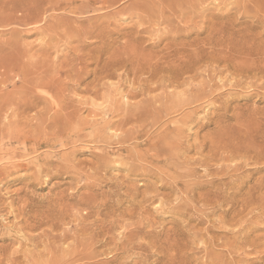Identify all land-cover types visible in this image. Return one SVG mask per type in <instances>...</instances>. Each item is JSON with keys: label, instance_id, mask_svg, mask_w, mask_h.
<instances>
[{"label": "rangeland", "instance_id": "rangeland-1", "mask_svg": "<svg viewBox=\"0 0 264 264\" xmlns=\"http://www.w3.org/2000/svg\"><path fill=\"white\" fill-rule=\"evenodd\" d=\"M163 1L37 0L35 25L0 5V264H264V56L246 51L264 47V0ZM197 39L234 65L205 50L162 81L157 58Z\"/></svg>", "mask_w": 264, "mask_h": 264}, {"label": "bare ground", "instance_id": "bare-ground-1", "mask_svg": "<svg viewBox=\"0 0 264 264\" xmlns=\"http://www.w3.org/2000/svg\"><path fill=\"white\" fill-rule=\"evenodd\" d=\"M102 1H104V2H106V3L108 2V4L111 3V4H110L111 6H112V4H114V3L116 2V0H102ZM120 1H121V0H120ZM134 1H135V0H134ZM136 1H137V0H136ZM145 1H146V0H145ZM164 1H165V0H164ZM164 1H163V2H164ZM167 1L170 2L169 0H167ZM167 1L165 2L166 4H167ZM179 1H180V0H179ZM190 1H192V0H190ZM0 2H1L0 5H2L1 7H3V6H4V7H7L8 5L11 4V5H12V9H11V10H12L13 12H15V13H20V14H21V17H22V14H23L24 18H20V19H19V20H20V23H21V21H22V22L27 23V24L35 25V24H37V23L42 22V18H43V17L41 18V16H40V13H41L40 11H41V10H40L39 7L37 6V5H38L37 0H11V1L2 0V1H0ZM39 2H40V1H39ZM52 2H53V1H52ZM128 2H129V1H128ZM130 2H131V1H130ZM132 2H133V1H132ZM148 2H149V1H148ZM151 2H153V1H151ZM163 2H162V3H163ZM40 3L42 4V2H40ZM40 3H39V5H40ZM48 3L50 4L51 2H48ZM55 3H56V2H55ZM134 3H135V2H134ZM139 3H140V2H139ZM144 3H145V2H144ZM177 3H178V0H177ZM43 4H44V3H43ZM51 4H52V3H51ZM108 4H107V5H108ZM115 4H116V3H115ZM122 4H123V3H122ZM128 4H129V3H128ZM130 4H131V3H130ZM140 4H141V3H140ZM158 4H159V2H158ZM169 4H170V3H169ZM174 4H176V2L173 3L172 5H174ZM178 4H179V3H178ZM190 4H191V2H190ZM11 5H10V6H11ZM110 5L108 6L109 8H110ZM133 5H135V4H133ZM137 5H138V4H137ZM172 5H171V6H172ZM180 5L182 6V4H180ZM42 6H43V5H42ZM53 6H54V5H53ZM101 6H103V5H101ZM127 6L129 7V5H126V6L124 5V8H123V9H125ZM131 6H132V5H131ZM139 6H143L144 8H143V7H140V8H142V9H145V8H146V11H147V12L150 11V12L148 13L149 15L154 14V15H153L154 17H155V15H157V17L159 18V15H158V14H160V13H158V12H160L159 7L161 6V3H160V5H159V7H157V6H155V5H154V6H152V5H147V4L144 5L143 3H142L141 5H139ZM165 6H166V5H164V9L166 8ZM174 6H175V5H174ZM185 6H186V5H185ZM97 7H98V6H97ZM132 7H135V6H132ZM178 7H179V6H178ZM7 8H8V7H7ZM42 8L44 9L45 7H42ZM42 8H41V9H42ZM76 8H78V6H77ZM162 8H163V7H162ZM173 8H175V7H173ZM184 8H185V7H184ZM184 8H183V9H184ZM99 9H100V8H99ZM120 9H121V8H120ZM136 9H137V8H136ZM138 9H139V8H138ZM8 10H10V8H9ZM49 10H50V9H49ZM184 10H185V9H184ZM12 11H10V12H12ZM51 11H52V10H51ZM53 11H54V9H53ZM119 11H120V10H119ZM144 11H145V10H143V12H144ZM146 11H145V12H146ZM162 11H163V10H161V12H162ZM42 12H43V11H42ZM120 12H121V11H120ZM122 12H123V11H122ZM163 12H164V11H163ZM165 12H166V11H165ZM46 13H47V12H46ZM157 13H158V14H157ZM183 13H184V12H183ZM122 14H123V13H122ZM163 14H165V13H163ZM163 14H161V16H162ZM139 15H140V13H139ZM184 15H185V14H184ZM10 16H11V14H10ZM140 16H142V15H140ZM140 16H139V17H140ZM145 16H146V13H145ZM151 16H152V15H151ZM151 16H150V17H151ZM153 16H152V17H153ZM166 16H167V15H166ZM51 17H52V16H51ZM162 17H164V16H162ZM11 18L14 19V17H11ZM11 18H10V19H11ZM143 18H144V17H143ZM148 18H149V17H148ZM164 18H165V17H164ZM16 19H17V18H16ZM43 20H45V19H43ZM56 20H57V22H56L57 24H56V25H58V23H59L60 21H59L58 19H55V21H56ZM16 21H17V20H16ZM58 21H59V22H58ZM53 23H54V22H53ZM59 24H60V23H59ZM56 25H54V24H53V25H48V27L50 26V29H53V28L56 27ZM101 25H102V24H101ZM149 25H150V23H149ZM206 25H207V24H206ZM210 25H211V24H210ZM210 25H209V26H210ZM214 25H215V24H214ZM58 26H59V25H58ZM97 26H100V25H97ZM106 26H107V25H106ZM29 27H30V26H29ZM35 27H37V26H35ZM107 27H108V26H107ZM107 27H106V28H107ZM184 27H185V26H184ZM213 27H214V26H213ZM100 28H101V27H100ZM103 28H104V27H103ZM147 28H149V30H150L151 27H147ZM96 29H99V28H96ZM96 29H93V30H90V31H93V32H94V30H96ZM143 29H144V28H143ZM151 29H152V28H151ZM157 29H158V28H157ZM212 29L214 30L215 27L212 28ZM104 30H105V29H104ZM104 30H100L101 33H102V31H104ZM207 30L209 31L210 29H207ZM213 30H212V31H213ZM45 31H49V30L46 29ZM142 31H143V30H142ZM147 31H148V29H147ZM158 31H159V30H158ZM160 31H161V30H160ZM49 32H50V31H49ZM85 32H86V31H85ZM85 32H84V34H85ZM87 32H88V31H87ZM93 32L88 33V35L90 36V34L93 33ZM149 32H150V31H149ZM162 32H163V30H162ZM209 32H210V31H209ZM45 33H47V32H45ZM78 33H79V32H78ZM80 33H82V32L80 31ZM96 33L98 34L97 30H96ZM96 33H95V34H96ZM101 33H100L99 36H101ZM145 33H146V32H145ZM163 33H164V32H163ZM189 33H190V31H189ZM140 34H141V33H140ZM143 34H144V33H143ZM158 34H159V33H158ZM167 34H168V33H167ZM208 34H209V33H208ZM210 34H211V33H210ZM88 35H87V36H88ZM91 35H92V34H91ZM161 35H162V33H161ZM171 35H172V34H171ZM212 35H213V34H212ZM85 36H86V34H85ZM87 36H86V37H87ZM92 36H93V35H92ZM104 36L107 38V35H104ZM109 36H110V35H109ZM134 36H135V35H134ZM134 36H133V37H134ZM169 36H170V35H169ZM204 36H205V35H204ZM105 37H104V38H105ZM143 37H144V36H143ZM165 37H166V36H165ZM172 37H173V35H172ZM106 38L103 39V44H105V43L108 42L107 40H108L109 38H108L107 40H106ZM110 38H111V37H110ZM136 38H137V37H136ZM138 38H140V37H138ZM169 38L171 39V37H169ZM198 38H199V37H198ZM209 38H210V37H209ZM212 38H213V37H212ZM212 38H211V39H212ZM175 39H176V37H175ZM213 39H215V38H213ZM104 40H106L107 42H105ZM173 40H174V39H173ZM176 40H177V39H176ZM201 40H202V39H201ZM201 40H198V39H197V40H194V42H195V41H197V42L200 41V42H198L199 45H200V44H201ZM218 40H219V39H218ZM218 40H217V41L215 40L214 42H215V43H216V42H217V43H218V42H219V43L222 42V41L220 42V40H219V41H218ZM182 41H183V40H182ZM182 41H181V42H182ZM202 41H204V42H202L203 44L207 42L206 39H203ZM205 41H206V42H205ZM104 42H105V43H104ZM109 42H110V41H109ZM153 42H154V41H153ZM160 42H161V41H160ZM183 42H184V41H183ZM188 42H189V41H188ZM194 42L192 41L191 44L188 43L189 45H185L184 43H181V44H179V46H177L175 49L170 50V51L168 52V55H167V56L165 55V57H164V59H165V64L167 63V66H165L164 68H163V64H162L161 61H160V60L163 59V58H162V55L160 56L162 59H161V58H157V59H159V61H160L161 64L159 63V61H156V60H155L156 62H158L159 65H162V68H160V69H162V71H164V72L166 73V76H162V77H160L161 79L166 77V79H167L172 85H176V86L178 85V86H179V84L181 85L182 83L187 82V81H185V78H184V75H185V74H187V73H191V72H194V71L196 72V70L198 69V64L201 63V60L203 59L202 57H203V55H204L206 49H205V48H200V49H203V50L205 49L204 51L201 50V51L203 52V54H202L201 52H199V51L196 49V46L198 45V43H197V42L194 43ZM214 42L211 41V42L209 43V40H208L207 43H209V45L213 43L212 46H214V45H215ZM111 43H112V42H111ZM175 43H176V42H175ZM185 43H186V42H185ZM217 43H216V44H217ZM226 43H227V42H226ZM226 43H225L224 45H228V44H226ZM228 43H229V42H228ZM103 44H102V49H106L105 45H103ZM126 44H127V43H126ZM176 44H177V43H176ZM229 44H230V43H229ZM110 45H111V44H110ZM167 45H168V44H167ZM199 45H198V46H199ZM217 45H218V44H217ZM217 45H216V46H217ZM108 46H109V44H108ZM123 46L126 48L128 45L125 46V45L123 44ZM194 46H195V47H194ZM201 46H203V45H201ZM205 46H207V44H205ZM205 46H203V47H205ZM212 46H210L211 52L213 51V47H212ZM219 46H220V45H219ZM221 46H223L222 43H221ZM255 46H257V45H255ZM258 46H259V45H258ZM258 46H257V48H253V46H252V48H251V47H250V48L248 47L249 49L246 50V51L248 52V56H252V57H253L252 59H254V56H257V57H259L258 55H260V56H264V47L259 48ZM103 47H105V48H103ZM110 47H111V46H110ZM110 47H108V49H106V50H109ZM170 47H171V46H170ZM188 47H192V50L190 49L192 52H190V50H189ZM199 47H200V46H199ZM211 47H212V48H211ZM227 47H228V49H227ZM230 47H231V45H230ZM218 48H219V47H218ZM220 48H221V47H220ZM220 48H219V49H220ZM223 48H224V46H223ZM233 48H234V47H233ZM111 49H112V48H111ZM166 49H167V48H166ZM200 49H199V50H200ZM210 49H208V51H209ZM219 49H218L219 52H218V51L216 52V50H217V49H216V50L214 51L215 54H213V55H212V53L209 55V52H210V51L208 52V51L206 50V52L208 53V55L206 54V55H207V58H205L206 56H205L204 58H205V59H210L209 61H207V64H208L207 66L209 67L210 64L213 65V66H214V65H221V64H222L221 62L225 63V65H224L225 67H226V66H227V67L231 66L230 63H232V64L234 65V63H235V62H234V59H233L234 57H230V56H233V55H230V53H229V52H230V51H229V50H230V49H229V46H226V47H225V50H223V49H222V50H221V49L219 50ZM231 49H232V47H231ZM132 50H133V49H132ZM164 50H165V49H164ZM232 50L234 51V53H235V52H238L236 47H235L234 49H232ZM240 50H241V49H240ZM242 50H243V49H242ZM101 51H103V50H101ZM104 51H105V50H104ZM110 51H111V50H110ZM166 51H167V50H166ZM244 51H245V50H244ZM80 52H81V51H80ZM105 52H107V51H105ZM108 52H109V51H108ZM102 53H103V52H102ZM111 53H112V52H110V54H111ZM117 53H119V52L117 51ZM158 53H159V52H158ZM160 53H161V52H160ZM254 53L257 54V55H255ZM77 54H78V53H77ZM119 54H120V53H119ZM161 54H162V53H161ZM164 54H167V52L164 53ZM235 54H236V53H235ZM79 55H81V54H79ZM79 55H78V56H79ZM105 55H106V54H105ZM229 55H230V56H229ZM42 56H44V54H43ZM78 56H77V57H78ZM101 56H102V55H101ZM112 56H113V55H112ZM112 56H111V57H112ZM118 56H119V55H118ZM236 56H237V55H236ZM77 57H76V59H78ZM81 57H82V56H81ZM91 57H92V56H91ZM97 57H98V55H97ZM102 57H103V56H102ZM102 57H101V58H102ZM113 57H115V55H114ZM119 57H120V56H119ZM141 57H142V56H141ZM148 57H149V56H148ZM148 57H146L147 60H148ZM155 57H156V56H155ZM155 57H152V58H150V59L153 60V58H155ZM157 57H159V56H157ZM92 58H93V57H92ZM109 58H110V55H109ZM122 58H123V57H122ZM238 58H239V57H238ZM106 59H107V58H106ZM112 59H114V58H112ZM112 59H110L108 62L110 63V62H112V61H115V59H114V60H112ZM137 59H139V60L141 61V60L143 59V57H142V59H141V58H139V57L137 56ZM144 59H145V58H144ZM144 59H143V60H144ZM146 59H145V60H146ZM150 59H149V60H150ZM155 59H156V58H155ZM250 59H251V58H250ZM43 60H44V59H43ZM79 60H80V57H79ZM92 60H93V59H92ZM96 60L98 61L99 58L96 59ZM100 60H101V59H100ZM116 60L119 61L118 59H116ZM143 60H142V63L145 62V61H143ZM147 60H146V61H147ZM254 60H255V59H254ZM254 60H252V61H254ZM258 60H259V58H258ZM262 60H263V58H262L259 62H261ZM94 61H95V58H94ZM97 61H96V62H97ZM153 61H154V60H153ZM202 61H204V60H202ZM232 61H233V62H232ZM246 61H247V63H250L248 60H246ZM47 62H48V61H47ZM136 62H137V61H136ZM151 62H152V61H151ZM151 62H150V63H151ZM156 62H152V63H153L152 65L155 66L154 63H156ZM162 62H163V60H162ZM208 62H210V64H209ZM262 62H263V61H262ZM262 62H261L260 65H258L257 68H254V69H253V68L250 67V70H251V69L254 70V71H253V74L256 73V72H255V69H257L258 71H261V70L264 69V62H263V63H262ZM80 63H81V62H80ZM98 63H99V61H98ZM138 63H139V61H138ZM145 63H146V62H145ZM145 63H143L144 66H142V64H141L142 70H143V67H146V66L148 67V66H150V65H147V63L150 64L148 61H147V63H146V66H145ZM238 63H240V62L237 61V64H236V65H238ZM242 63H243V62H242ZM242 63H241V64H242ZM247 63H245V64H247ZM107 64H108V63H107ZM107 64H105V65H107ZM158 64H156V65L158 66ZM243 64H244V63H243ZM98 65H101V64H97V67H99ZM102 65H103V64H102ZM236 65H235V66H236ZM248 65L252 66L251 63H250V64H247V66H248ZM256 65H257V64H256ZM109 66H110V65H109ZM133 66H135V65H133ZM138 66H140V65H138ZM157 66H155L157 69H156L155 67H154V69H152V74H154V73H155V74L158 73L157 70H158L159 67H157ZM239 66H240V65H238L237 67H239ZM253 66H254V65H253ZM253 66H252V67H253ZM259 66H260V67H259ZM97 67H96V68H97ZM105 67H106V66H105ZM152 67H153V66H152ZM160 67H161V66H160ZM103 68H104V67H103ZM103 68L101 67V69L97 68V69L95 70V72L98 71V70L100 71L99 78H102V77L108 75V72H107V71L102 70ZM107 68H108V67H107ZM165 68H166V69H165ZM230 68H231V67H230ZM235 68H236V67H235ZM239 68H241V67H239ZM244 68H245V67H244ZM248 68H249V67H248ZM79 69H80V68H79ZM79 69H78V72L82 70V69H81V70H79ZM134 69H135V67H134ZM134 69H133V73L136 74L135 72H137V70L134 71ZM136 69H137V68H136ZM160 69H159V70H160ZM227 69H228V68H227ZM241 69H243V66H242ZM241 69H239V71H240ZM76 70H77V69H76ZM101 70H102V71H101ZM144 70H146V69H144ZM148 70H150V69L148 68ZM148 70H146L145 72H147ZM243 70H244V69H243ZM252 70H251V71H252ZM72 71H75V69H74V70H71V71H68V74H69V72L72 73ZM140 71H141V70H140ZM150 71H151V70H150ZM160 71H161V70H160ZM162 71H161V72H162ZM241 71H242V70H241ZM66 72H67V71H65V73H66ZM75 72H77V71H75ZM75 72H74V73H75ZM82 72H83V71H82ZM138 72H139V71H138ZM138 72H137V73H138ZM141 72H142V71H141ZM161 72H160V73H161ZM242 72H243V71H242ZM244 72H245V71H244ZM246 72H248L247 69H246ZM246 72H245V74H248V73H249V72H248V73H246ZM254 72H255V73H254ZM263 72H264V70H263ZM74 73H72V74L74 75ZM139 73H140V72H139ZM240 73H241V72H240ZM240 73L238 72L237 74H240ZM259 73H260V72H259ZM259 73H258V74H259ZM81 74H82V76H83L84 72H83V73H78L79 76H81ZM96 74H97V73H96ZM152 74L149 73V76L151 75V78L149 79V81L152 79V77H153V79H155L154 77H157V75L160 76L162 73H161L160 75H159V74L152 75ZM163 74H164V73H163ZM237 74H236V75H237ZM242 74H244V73H242ZM250 74H251V72H250ZM260 74H261V73H260ZM73 75H72V76H73ZM78 75H77V77H78ZM141 75H142V76L144 75L143 72H142ZM141 75L139 74V76H141ZM145 75H146V76H143V77H147V79H148V76H147L148 73L145 74ZM67 76H68V75H67ZM74 76H75V75H74ZM210 76H211V75H209V77H210ZM4 77H5V76H4ZM69 77H71L70 74H69ZM75 77H76V76H75ZM143 77L141 78L142 80H140V81L144 83L143 80H145L146 78L143 79ZM192 77H193V76H192ZM195 77H196V76H195ZM212 77H213V76H212ZM217 77H218V76H217ZM222 77H223V76H222ZM248 77H249V76H248ZM5 78H6V77H5ZM79 78H80V77H79ZM137 78H138V77H137ZM157 78H158V77H157ZM160 78H159V79H160ZM71 79H72V78H71ZM96 79H98V78H96ZM147 79H146V80H147ZM161 79H160L159 81H161ZM192 79H193V78H192ZM210 79H211V77H210ZM64 80H65V79H64ZM64 80H63V81H64ZM66 80H67V79H66ZM73 80H75V79L73 78ZM100 80H101V79H100ZM164 80H165V79H164ZM193 80H194V79H193ZM206 80H207V79H206ZM68 81H69V80H68ZM137 81H138V80H137ZM162 81H163V79H162ZM162 81H161V82H162ZM168 81H167V82H168ZM211 81H212V80H211ZM43 82H44L46 85H50V84L53 85V84H55L54 81H49V80H48V81H43ZM61 82H62V81H61ZM141 82H140V83H141ZM146 82H148V81H146ZM146 82H145V83H146ZM169 82H168V83H169ZM62 83H63V82H62ZM66 83H67V82H66ZM170 83H169V85H170ZM203 83H204V82H203ZM65 85H66V84H65ZM141 85L143 86V84H141ZM163 85L165 86L164 83H163ZM172 85H171V86H172ZM184 85H185V84H184ZM202 86H203V85H202ZM158 87H159V86H158ZM162 87H163V86H162ZM57 88H58V87H57ZM203 89H204V87L201 88V90H203ZM201 90H199L200 93L198 92V95H194V97L196 96V98H199V96H200L199 94L202 95V94L204 93V92L201 93ZM204 90H205V89H204ZM204 90H203V91H204ZM42 92H44V91H42ZM61 92H62V91H61ZM66 93H67V92H66ZM145 93H146V92H145ZM59 94H60V93H59ZM179 94H180V93H179ZM195 94H197V93H195ZM204 94H205V93H204ZM24 99H25V98H24ZM62 100H63V99H62ZM196 100H199V99H196ZM53 101H54V100H53ZM124 101H125V100H124ZM183 101H185V99H184ZM187 101H188V100H187ZM55 102H56V101H55ZM180 102H182V101H180ZM180 102H178V103H180ZM192 102H193V101H192ZM53 103H54V102H53ZM19 105H20V104H19ZM126 105H127V104H126ZM128 105H129V104H128ZM55 108H56V107H55ZM148 108H149V107H148ZM10 109H11V108H10ZM74 111H75V110H74ZM207 111H208V110H207ZM137 112H138V111H137ZM139 115H140V114H139ZM156 115L158 116V114H156ZM159 115H160V114H159ZM162 115H163V114H161V115L159 116V118H160V117L162 118ZM159 118L156 117V119H159ZM157 122H158V121H157ZM157 122H155V123H157ZM148 125H149V124H148ZM176 125H177V124H176ZM110 131H111V130H110ZM179 146H180V145H179ZM181 146H182V145H181ZM181 146H180V147H181ZM184 146H185V145H184ZM182 147H183V146H182ZM182 147H181V148H182ZM259 147H260V146H259ZM218 148H219V147H218ZM220 148H221V147H220ZM212 149H213V148H212ZM223 149H224V148H223ZM229 150H231V152H232V149H229ZM214 151H216V150L214 149ZM217 151H218L217 153H219V149H218ZM226 151H227V148H226ZM229 152H230V151H229ZM215 153H216V152H215ZM258 154H260V153H258ZM217 155H218V154H217ZM227 155H228V153H227ZM227 155H225V156L228 157L229 155H228V156H227ZM263 155H264V154H263ZM225 156H224V157H225ZM9 157H10V156H9ZM178 158L180 159V157H178ZM209 158H210V157H209ZM183 159H184V158H183ZM204 159H205V158H204ZM175 160H176V159H175ZM184 160H186V159H184ZM177 161H178V160H177ZM224 161H225V160H224ZM259 161H260V160H258V162H259ZM175 162H176V161H175ZM197 162H198V160H197ZM199 162H200V161H199ZM207 162H208V161H207ZM183 164H184V163H183ZM207 165H208V164H207ZM7 170L9 171V169H7ZM7 170H6V171H7ZM10 170H11V169H10ZM6 171H5V172H6ZM8 171H7V172H8ZM2 172H3V171H2ZM5 172H4V173H5ZM5 174H6V173H5ZM8 174H10V172H9ZM5 176H6V175H5ZM182 177H183V175H182ZM209 177H210V176H209ZM3 179H4V178H3ZM2 181H3V180H2ZM225 183H226V182H225ZM227 183H228V182H227ZM0 184H1V183H0ZM0 186H1V185H0ZM212 191H213V190H212ZM225 194H226V193H225ZM227 194H228V193H227ZM217 195H218V196H222V193H220V195H219V194H217ZM232 195H233V194H232ZM199 196H201V195H199ZM215 196H216V195H215ZM230 196H231V195H229V198H231ZM233 196H235V198L237 197V196L235 195V193H234ZM0 197H1V196H0ZM204 197H205V196H204ZM226 197H227V196H226ZM207 198H208V197H207ZM222 198L224 199V197H222ZM222 198H221V199H222ZM227 198H228V197H227ZM233 198H234V197H233ZM193 199H194V198H193ZM185 200H187V199L185 198ZM230 200H231V199H230ZM236 200H237V198H236ZM224 201H225V199H224ZM232 202H233V201H232ZM24 205H25V204H24ZM24 205H23V206H24ZM18 208H19V207H18ZM21 211H22V210H20V212H21ZM21 213H22V212H21ZM23 213H25V212L23 211ZM116 218H117V217H116ZM121 218H122V217H121ZM97 220H98V219H97ZM25 225H26V224H25ZM26 226H27V225H26ZM99 226H100L101 229L103 228V231H105L106 225H105L104 223H101ZM19 230H20V228H19ZM99 230H100V229H99ZM17 231H18V230H17ZM94 231H95V230H94ZM100 231H101V230H100ZM98 232H99V231H98ZM101 232H102V231H101ZM101 232H100V233H101ZM21 233H22V232H21ZM96 233H97V232H96ZM102 234H103V233H102ZM102 234H101V235H102ZM106 234H107V233H106ZM97 236H98V238H100V237H99L100 234H97ZM195 237H196V236H195ZM89 238H90V237H89ZM91 238H92V237H91ZM98 238H97V239H98ZM24 239H25V238H24ZM31 239H32V238H31ZM92 239H93V238H92ZM20 240H21V239H20ZM26 240H27V239H26ZM26 240H25V241H26ZM90 240H91V239H90ZM90 240H89V241H90ZM101 240H102V239H101ZM101 240L99 239V241H101ZM106 241H107V240H106ZM92 242H93V240H92ZM83 243H84V242H83ZM104 243H105V242H104ZM81 244H82V243H81ZM65 247H66V249H67V247H69V246L67 245V246H64L63 248H65ZM78 247H79V246H78ZM164 248H165V247H164ZM83 249H85V248H83ZM180 249H181V248H180ZM16 250H17V249H16ZM67 250H68V249H67ZM69 250H70V249H69ZM69 250H68L67 252H69ZM94 250H95V249H94ZM84 251H85V250H84ZM62 252H66V250L64 249V251H62ZM82 252H83V250H82ZM95 252H96V251H95ZM95 252L92 253V254H94V256H97L96 253H97L98 251H97L96 253H95ZM101 253H102V252H101ZM63 254H64V253H63ZM78 254H79V253H78ZM2 255H3V253H2ZM2 255L0 254V256H1L0 259H2V257H3ZM70 255H72V253H70ZM76 255H77V253H76ZM76 255H75V257L73 256L74 258H72V256H71L72 259H70V260H73V259H75V261H76V260H81V258L83 257V256H80L81 254H80L79 256L77 255L78 257H77ZM98 255H99V254H98ZM100 255H101V254H100ZM65 256H67V255H65ZM6 257H7V255H6ZM79 257H80V259H79ZM7 258H8V257H7ZM61 258H62V257H61ZM65 258H66V257H65ZM69 258H70V257H69ZM77 258H78V259H77ZM17 259H18L17 257H12V258L9 259L8 261H13V260L17 261ZM1 261L4 263L3 260H0V262H1ZM8 261H7V263H8ZM53 261H54V260H53ZM2 262H1V263H2ZM10 263H11V262H10ZM5 264H6V261H5ZM12 264H13V263H12Z\"/></svg>", "mask_w": 264, "mask_h": 264}]
</instances>
